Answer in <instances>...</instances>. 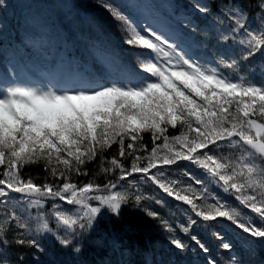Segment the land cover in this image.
I'll return each mask as SVG.
<instances>
[{
	"label": "snow or ice",
	"instance_id": "6c2138e0",
	"mask_svg": "<svg viewBox=\"0 0 264 264\" xmlns=\"http://www.w3.org/2000/svg\"><path fill=\"white\" fill-rule=\"evenodd\" d=\"M103 6L125 26V43L150 50L148 57L138 58L143 75L139 79L129 76L124 82L96 81L74 88L41 89L17 84L0 90V167L3 168L0 197L8 196L7 188L37 197L30 200L31 205H40L39 197H50L79 206L81 214L76 217L53 206L58 225L71 229L74 236L73 226L78 225L81 230L90 227L102 207L118 214L122 203L128 200L125 193L112 191L117 188L115 182L109 181L103 186L92 182L78 186L70 182V173L87 175L82 166L99 155L101 172L106 174L119 169L120 180L132 173H142L169 196L174 195L176 200L190 205L199 220L188 216L187 224L180 226L184 233H193L194 226L203 222L205 231L215 229L211 235L220 241V247L230 249L232 244L225 241L218 228L221 223L218 218H223L250 237L264 240V122L256 118H264V86H257L244 76L233 79L218 67L202 64L155 31L144 34L112 4ZM258 7L261 9L258 29L246 27L242 8L233 6L226 11L228 18L234 21L231 38L244 46L240 57L243 60L264 51V0H260ZM200 11L207 12L208 8L200 7ZM241 30L243 38L237 41L235 34ZM222 38L227 40L229 36ZM217 63L233 71L240 67L235 58L224 60L221 57ZM177 125L181 126L180 134L167 135L168 127ZM143 133L151 134L154 145L146 157L135 155L136 142L143 139ZM191 133L195 136H190ZM126 138L130 142L125 146ZM161 139L163 143L156 144ZM225 140L237 155L217 157L201 151ZM113 144H118L120 157L126 155V149L127 155L134 157L130 170L115 156L107 161L111 167H104L103 153ZM175 145H179L180 150H175ZM139 150L147 151V146L140 145ZM161 150H166L162 157ZM180 159L198 164L213 180L222 182L224 192L232 190L239 204L233 206L211 195L208 188L203 187V181L195 177V183L202 187L198 191L190 186L185 190L192 193L190 196L163 183L159 179L162 172L148 175L158 164L171 165ZM141 160H146L147 164L141 166L138 163ZM41 162L52 176L59 175L63 179L60 186L48 183L40 186L31 178L21 177L25 165ZM209 199L213 202L209 203ZM91 200L98 201L99 205L91 206L88 203ZM135 200L139 203L141 197L136 195ZM0 204L8 207L4 201ZM240 206L250 209L256 217L244 213ZM3 215L0 233L12 222L29 236L33 231H50L42 216L35 218L34 230L29 224L31 216L22 218L15 210ZM149 215L155 217L156 213ZM190 239L204 252H209L197 234H191ZM16 242L40 247L36 239H17ZM59 242L64 246L72 244L67 232L59 237ZM172 243L178 249L186 247L180 239H173Z\"/></svg>",
	"mask_w": 264,
	"mask_h": 264
},
{
	"label": "trees",
	"instance_id": "16d2710c",
	"mask_svg": "<svg viewBox=\"0 0 264 264\" xmlns=\"http://www.w3.org/2000/svg\"><path fill=\"white\" fill-rule=\"evenodd\" d=\"M104 3L117 7L128 18V9L134 7L162 21L166 19L168 24L182 25L185 29L184 40L188 39L195 45L190 54L193 59H207V62L218 65L221 57L224 60L235 58L240 65L237 73L246 76L248 81L257 86H264V51L256 52L247 60L240 59L244 46L231 38L230 29L234 21L226 15L227 9L233 6L242 8L246 14V27L258 29L260 0H0V77L4 79L8 67H15L17 71L25 70L24 62L31 61L34 52L47 57L59 54L68 67L82 70V77L89 83L109 81L108 77L93 68L92 58L96 61L100 59L105 64L120 62L122 70L114 77L110 76L118 82L123 72L127 75L129 72L134 75L140 73L131 60L147 57L146 50H136L125 43V26L112 16L103 6ZM205 6L208 11L201 12L200 7ZM239 34L243 35V30ZM225 35L229 39H223ZM235 35L237 41L241 39ZM50 67L55 68V65L51 64ZM256 118L264 122V118ZM180 131V125L176 128L169 126L167 135H179ZM190 136H195V133ZM129 142L126 138L125 146ZM162 143V139L156 141V144ZM136 144L138 151L135 155L141 157L148 156L154 146L150 133H143V139ZM140 145H146L147 151L139 150ZM173 147L180 150L179 145ZM127 151L124 157H120L118 144H113L103 153L104 167H111L107 161L115 156L125 169L130 170L134 157L127 155ZM201 151L217 157L237 155L227 140L218 141L216 145H209L208 149ZM165 153L166 150H161L159 155L162 157ZM100 162L98 155L95 160L82 166V171L87 172V175H78L73 171L69 174V180L78 186L88 182L100 186L109 181L117 183V188L112 191H121L128 196L119 213L109 210L98 215L92 225L83 230L76 226L74 236L71 235L72 230L67 232L68 238L72 240L68 246L59 242V237L65 236L66 232L52 222L49 224L50 231L44 234L43 230L39 233L33 231L31 236L12 222L7 225L5 232L0 233V264H210L213 260L216 264H264V240L250 237L223 218H218L221 221L218 228L224 234L225 241L232 244L230 249L220 247V241L211 235L215 229L205 231L203 222L194 226L193 233L186 234L180 226L187 224L188 216L199 220L190 205L176 200L174 195L169 196L142 173H132L124 180L119 179V169L105 174L99 170ZM138 163L144 166L147 161ZM0 171H3L2 167ZM160 172L163 175L159 179L174 191L191 196V192L185 191L190 186L201 190L202 186L193 179L195 177L203 181V187H207L211 195L233 206L239 204L232 190L224 192L222 182L217 183L203 168L191 161L180 159L171 165L158 164L156 168L150 169L148 175ZM21 177L24 180L31 178L40 186L45 183L60 186L63 182L59 175L54 177L46 171L43 162L25 165L21 169ZM136 195L141 197L139 203L135 200ZM6 198H12L14 202L18 199H36L27 193L10 194ZM196 202L202 203L201 200ZM208 202L213 201L209 199ZM5 203L8 207H2L0 220H3L4 213L10 214L12 211L8 202ZM240 208L247 215L256 217L250 209ZM43 211L52 214V206L47 204ZM150 212L156 213V216L149 215ZM22 213L19 208L18 215ZM30 213L32 219H29V224L35 230V218L41 212L32 208ZM191 234H197L206 243L209 252L200 249L190 239ZM17 239H36L40 247L19 244ZM173 239H180L186 247L178 249L172 243Z\"/></svg>",
	"mask_w": 264,
	"mask_h": 264
},
{
	"label": "rangeland",
	"instance_id": "374dc122",
	"mask_svg": "<svg viewBox=\"0 0 264 264\" xmlns=\"http://www.w3.org/2000/svg\"><path fill=\"white\" fill-rule=\"evenodd\" d=\"M132 14L135 16L134 17V21H132L131 19H129L134 26H136L138 28V30H142L144 34H148L149 31H155L157 34L162 35L164 38H166L168 40L169 43H175L178 45V50H183L184 52H186L189 56L191 54V52H193V48L195 47V45H193V43L191 41H189L188 39L184 40V27L182 25H171L168 24L166 19H157V17L155 15H148L146 13L139 14L135 9H132ZM136 22V23H135ZM183 33V34H182ZM238 37L243 38V35H240L239 33H237ZM127 35L124 38V41L126 40ZM151 38V37H150ZM127 44V43H126ZM128 45V44H127ZM131 46L132 48H136L137 49H141L139 47H135L132 45H128ZM165 47H167L165 45ZM145 50V49H142ZM150 50H146V55L145 56H149ZM40 55V56H39ZM137 56H139L140 54H136ZM198 55V54H197ZM145 58V57H144ZM142 58V59H144ZM140 59V60H142ZM48 58L47 56L43 55V54H34L33 55V63L32 66L35 68H32V70L30 71L31 73L36 74V77L34 78V80L27 78V74L25 72H22L19 75H16L18 71H16L15 67L14 70H9V72L4 75L5 79L4 81H6L7 83H5L4 87H1L0 85V90H3L4 88H6L7 86H14L17 84L20 85H24V86H32V87H37V88H41V89H47L48 87L51 86H55V84H57L58 87H62L63 86V81L60 79L59 75H43L42 73H40V69H37L39 63L40 64H47L45 63V61H47ZM134 62L135 66L138 67V70H140V73H136L137 78H139L141 75H143L142 69H140L139 67V60L137 59H133L131 60ZM200 63L202 64H206L207 66H212V67H218V70L222 73H224L225 75L235 79L237 76H242L240 75V73H237L236 71H233L231 69L225 70L224 67H220L219 65H215V64H211L209 62H207V59H204V61H200L198 60ZM138 62V63H137ZM45 69V68H44ZM47 73H49V70H46ZM54 74V73H53ZM134 76V74H131ZM51 76H53L51 78ZM129 77V76H128ZM246 77V76H244ZM127 77H123L124 80H126ZM54 82V83H53ZM70 82V81H69ZM53 83V84H52ZM68 84V83H67ZM66 84V86H67ZM70 85H72L71 87H64V88H74L77 87L80 84V82H75L73 79H71V82L69 83ZM8 192V195L10 194H22V193H17V192H12L10 189H5ZM37 198V197H36ZM12 199V198H11ZM11 199H8L6 197H0V201H7L10 208L12 210H15V212L18 215V209L20 208L23 213L21 215L22 218H28L29 216L32 217L30 210L32 208H36V210L38 211V209L40 210V214L38 216H42L43 218H45L48 222V225L52 222V224H56L58 225L57 219L54 216V205L58 206L59 211L65 212L69 215H72L73 217H76L78 215H80V208L79 206H72L71 208L67 209L65 208V206L70 207L71 205H68L65 201H61L59 200V198H50L48 197V200L46 197H40L41 199V204L36 206V205H31L29 201H23L22 199H18L15 202ZM49 202V203H48ZM91 206H98L99 202L95 201V200H91L88 202ZM48 205L52 206V214H47L43 211V209ZM2 207H4L3 204H0V211L2 210ZM29 209L28 211L24 212V209ZM51 208V207H50ZM109 210L107 209V207H102L101 208V214H105L107 213ZM51 213V212H50ZM97 215V216H98ZM83 222V221H81ZM75 225L73 226L74 229L76 228ZM58 227H61V229L65 232H69L71 229H66V226L63 225H58ZM45 233V231H43V234ZM50 235V233H49ZM50 237H48L49 239Z\"/></svg>",
	"mask_w": 264,
	"mask_h": 264
}]
</instances>
